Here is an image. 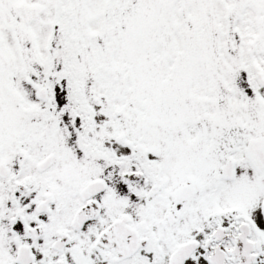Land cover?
<instances>
[{
  "label": "snow or ice",
  "instance_id": "1",
  "mask_svg": "<svg viewBox=\"0 0 264 264\" xmlns=\"http://www.w3.org/2000/svg\"><path fill=\"white\" fill-rule=\"evenodd\" d=\"M0 264H264V0H0Z\"/></svg>",
  "mask_w": 264,
  "mask_h": 264
}]
</instances>
